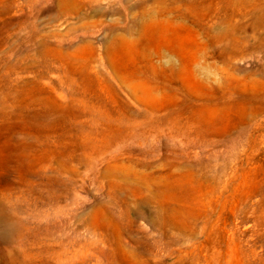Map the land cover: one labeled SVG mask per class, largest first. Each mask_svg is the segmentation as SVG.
<instances>
[{
    "label": "rangeland",
    "instance_id": "374dc122",
    "mask_svg": "<svg viewBox=\"0 0 264 264\" xmlns=\"http://www.w3.org/2000/svg\"><path fill=\"white\" fill-rule=\"evenodd\" d=\"M0 264H264V0H0Z\"/></svg>",
    "mask_w": 264,
    "mask_h": 264
}]
</instances>
